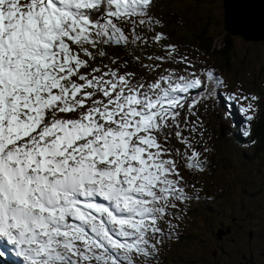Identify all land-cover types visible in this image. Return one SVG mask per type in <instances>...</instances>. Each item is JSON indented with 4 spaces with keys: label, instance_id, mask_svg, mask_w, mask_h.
<instances>
[{
    "label": "snow or ice",
    "instance_id": "1",
    "mask_svg": "<svg viewBox=\"0 0 264 264\" xmlns=\"http://www.w3.org/2000/svg\"><path fill=\"white\" fill-rule=\"evenodd\" d=\"M154 8L0 0V243L21 264H156L165 241L178 239L169 217L199 199L180 164L203 172L209 149H196L198 128L182 113L191 90L222 83L215 70L198 69L172 43L149 64L134 56L152 77L128 60L94 66L105 45H147L144 29L163 25ZM243 99L253 112L259 97Z\"/></svg>",
    "mask_w": 264,
    "mask_h": 264
},
{
    "label": "rangeland",
    "instance_id": "2",
    "mask_svg": "<svg viewBox=\"0 0 264 264\" xmlns=\"http://www.w3.org/2000/svg\"><path fill=\"white\" fill-rule=\"evenodd\" d=\"M235 2L231 4H234L236 18L243 20L246 12ZM153 10L155 17L163 21L162 26L170 23L176 29L187 27L195 31L188 41L182 39L190 36L187 30H175L174 39L165 32L167 44H176L180 53L186 54L198 69L213 68L222 80L219 84L209 82L208 88L189 93L187 104L193 100L199 103L191 111L186 104L182 117H187L189 126L194 124L198 128L193 137L196 149L209 151L204 153L207 160L203 172L188 170L183 162L180 164L186 191L198 195L199 199L186 202L169 217L173 224L179 223L178 239L165 241L156 264H243L244 253L254 264H264L261 253L264 252V137L254 134L264 121V108L260 114L259 105L261 98L264 106V43L233 34L231 48L223 56L196 46L197 33L202 28L207 36H214L217 48L223 45L226 33L223 0H155ZM165 45L162 51L146 45H130V48L137 51L133 55L141 56L143 63L149 64L147 57L163 55ZM131 60L134 65L130 71L153 76L135 59ZM162 67L179 71L175 63H164ZM193 91L197 96H192ZM252 94L259 97L252 102L255 110L245 113L243 109L251 101L243 97ZM234 112H238L240 121L235 120ZM249 115L253 116L251 121L247 119ZM220 127L224 129L223 135ZM172 143L183 150L177 141ZM176 216L180 217L179 221ZM220 225L230 226V232L218 240L215 230ZM163 227L168 230L166 224ZM250 231L253 232L251 237Z\"/></svg>",
    "mask_w": 264,
    "mask_h": 264
},
{
    "label": "trees",
    "instance_id": "3",
    "mask_svg": "<svg viewBox=\"0 0 264 264\" xmlns=\"http://www.w3.org/2000/svg\"><path fill=\"white\" fill-rule=\"evenodd\" d=\"M171 6V8L173 10L174 7L172 5V3L169 4ZM154 11V10H153ZM154 15V14H153ZM155 16V15H154ZM170 23H167L166 26H160L158 27V29L155 31H163L164 33L167 32V35L169 36V38L174 39L177 35H175L174 31L177 29H184L187 30L190 33L189 37H185L182 38L184 41H188L190 40L193 35L195 34V31L193 29L187 28V27H182V28H177L175 26H171L169 25ZM155 31L151 28H145L144 32L145 34H147L149 36V42L146 46L148 47H154L159 51H162V46L167 44L166 39L160 43H154L151 40V36H153L155 34ZM226 32V31H225ZM232 34L226 32L223 35V45L219 48H217L214 43V36H207L206 32H205V28L200 29V31H198L197 33V42H196V46L200 49V50H205L208 52H213V53H220L222 56L225 54V52H228L231 48V43H230V36ZM103 50L106 52V56L104 57H97V60L94 63V66H100L101 64L104 65H108L109 68L113 67V65L111 64V60H119L121 63L124 60H128L131 64V66H133L134 64L132 63V59H134L133 55L135 53H137L136 50H133L129 47L125 48L123 45H105L103 46ZM145 64V63H144ZM135 67V66H134ZM129 69H133L132 67H130ZM217 91V90H216ZM195 96H197V94H195ZM262 99L260 98L259 101V105L261 107L260 110V114L263 113V108L262 107ZM252 129V126H251ZM254 134H258L262 137H264V121H261L260 124L257 126V129L255 130ZM1 262H6L5 259L0 255V264H2ZM8 264H12V263H8Z\"/></svg>",
    "mask_w": 264,
    "mask_h": 264
},
{
    "label": "water",
    "instance_id": "4",
    "mask_svg": "<svg viewBox=\"0 0 264 264\" xmlns=\"http://www.w3.org/2000/svg\"><path fill=\"white\" fill-rule=\"evenodd\" d=\"M233 1H237L240 8L245 10L246 13L243 20L242 18H236L234 4H231ZM223 2L226 10V25L224 26V30L232 35L239 34L246 40H261L264 43V0H262L258 7H254L253 5L247 6L242 0H228V2L227 0H223ZM231 19L233 20L232 23ZM220 134H224L223 127H220ZM229 232L230 226H219L215 230V237L218 240L222 239ZM251 236L252 233L249 232V237ZM213 255H215V251H213Z\"/></svg>",
    "mask_w": 264,
    "mask_h": 264
},
{
    "label": "bare ground",
    "instance_id": "5",
    "mask_svg": "<svg viewBox=\"0 0 264 264\" xmlns=\"http://www.w3.org/2000/svg\"><path fill=\"white\" fill-rule=\"evenodd\" d=\"M228 2V0H227ZM242 2H244L247 6L248 5H253L254 7H258L260 6V3L262 2V0H242ZM237 3V1L235 2V4ZM231 7V6H230ZM233 117L235 118V120L240 121L241 118L238 114V112H234ZM1 249L3 254H7L11 251H13V247L7 243H0Z\"/></svg>",
    "mask_w": 264,
    "mask_h": 264
},
{
    "label": "flooded vegetation",
    "instance_id": "6",
    "mask_svg": "<svg viewBox=\"0 0 264 264\" xmlns=\"http://www.w3.org/2000/svg\"><path fill=\"white\" fill-rule=\"evenodd\" d=\"M220 226H223V225H220ZM225 226H227V225H225ZM252 234H253V232L252 231H250ZM215 246H217V247H219V244L218 243H216L215 244ZM215 250L217 251V249L215 248ZM263 255H264V252H261ZM244 257V258H243ZM242 263L243 264H254V261H253V259L250 257V256H248L247 254H243L242 255Z\"/></svg>",
    "mask_w": 264,
    "mask_h": 264
}]
</instances>
